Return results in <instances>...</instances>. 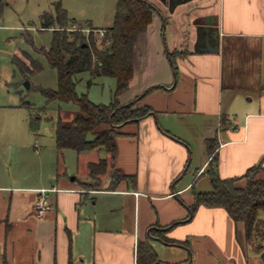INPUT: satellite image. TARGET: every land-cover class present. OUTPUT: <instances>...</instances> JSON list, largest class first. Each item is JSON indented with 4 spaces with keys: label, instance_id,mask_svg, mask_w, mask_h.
Segmentation results:
<instances>
[{
    "label": "crops",
    "instance_id": "0c3cea01",
    "mask_svg": "<svg viewBox=\"0 0 264 264\" xmlns=\"http://www.w3.org/2000/svg\"><path fill=\"white\" fill-rule=\"evenodd\" d=\"M65 1L69 19L109 27L70 17ZM148 1L159 14L137 38L133 75L119 102L142 97L139 106L154 114L120 126L113 159L105 150H73V174L59 161L32 181L14 172L11 130H0V264H136L137 243L145 239L163 264H262L244 244L243 224L223 208L201 206L193 217L188 211L194 192L211 190L213 155L223 179L257 164L264 179V0H179L172 11L168 0ZM172 51L183 53L176 73ZM64 150L56 149L59 156ZM100 159L109 160L107 172L93 179L88 164ZM112 166L129 179L110 189ZM41 189L54 190L51 209L37 216ZM158 227L186 246L153 236Z\"/></svg>",
    "mask_w": 264,
    "mask_h": 264
},
{
    "label": "trees",
    "instance_id": "16d2710c",
    "mask_svg": "<svg viewBox=\"0 0 264 264\" xmlns=\"http://www.w3.org/2000/svg\"><path fill=\"white\" fill-rule=\"evenodd\" d=\"M5 0H0V11ZM53 13L40 15L41 29H51V42L48 48L36 49L43 55L49 66L57 73V88L39 87L38 90L47 102L72 103L77 107L70 122L59 117L55 123V147L60 153L64 149H72L78 153L94 149L105 150L114 158L116 139L121 135L120 126L137 124L154 110L149 106H139L142 97L132 103L122 105L119 97L129 88L133 75L134 51L137 38L147 30L153 16L159 10L148 0H115L113 23L107 28H96L90 22H79L67 17L61 0L53 3ZM78 23L91 31L85 34L81 31H71L69 26ZM166 19L163 20V28ZM99 29L105 31L99 41ZM30 42V41H28ZM183 53L172 51L168 53L173 71L177 72L176 58ZM12 57V63L24 80L30 75L42 70V66L31 55L22 52ZM88 72L91 79L95 77H112L116 80L112 99L108 104L94 103L88 95L76 91V76ZM156 87L148 89V94ZM30 108L31 104L26 103ZM34 127V124H31ZM92 135L90 139L89 136ZM208 152L214 148V140L207 141ZM216 156L213 155L207 174L211 190L205 193L194 192L193 204L189 207V217H193L201 206L208 208H223L235 221L243 224L245 246L259 255L264 264V179L257 177L263 170L260 164L252 166L243 175L221 178L216 171ZM106 159L97 163H89V175L96 179L107 172ZM110 189L124 179L126 175L114 166L110 170ZM244 181L241 185L239 182ZM92 186V185H91ZM172 223L168 229L176 226ZM167 229V230H168ZM151 234L168 245H184V243L166 236V229L152 228ZM136 264H163L157 257L147 239L137 243Z\"/></svg>",
    "mask_w": 264,
    "mask_h": 264
},
{
    "label": "rangeland",
    "instance_id": "374dc122",
    "mask_svg": "<svg viewBox=\"0 0 264 264\" xmlns=\"http://www.w3.org/2000/svg\"><path fill=\"white\" fill-rule=\"evenodd\" d=\"M7 1L9 4L5 3L0 11V130H11L14 172L31 175V180L35 181L38 173L46 175L57 162L63 161L68 172L73 174L77 168L76 154L67 149L59 156L54 136L57 119L61 117L70 122L77 107L70 102H47L38 90L39 87L57 88L56 71L43 55L36 52L37 48H48L51 42V29L40 28L39 14L53 12L54 6L36 0ZM65 5L75 14L70 17L90 18L99 27L113 23L115 0H66ZM22 52L31 55L42 66L40 72L26 80L12 63L14 54L24 58ZM76 80L77 93H86L92 102L108 104L112 99L116 85L114 78L95 77L89 85L90 75L85 71L79 73ZM30 123L35 125V130L30 128ZM107 162L109 164V160ZM94 184L100 185L96 181Z\"/></svg>",
    "mask_w": 264,
    "mask_h": 264
},
{
    "label": "built area",
    "instance_id": "2783aa9c",
    "mask_svg": "<svg viewBox=\"0 0 264 264\" xmlns=\"http://www.w3.org/2000/svg\"><path fill=\"white\" fill-rule=\"evenodd\" d=\"M68 29L71 31H81L85 34H88L91 31L90 28L81 27L78 23L71 24ZM97 33H98V40L100 41L104 36L105 31L103 29H99ZM53 190L54 189H41L38 191V197L33 206V211L35 215L41 216L51 209L49 192Z\"/></svg>",
    "mask_w": 264,
    "mask_h": 264
},
{
    "label": "water",
    "instance_id": "95a60500",
    "mask_svg": "<svg viewBox=\"0 0 264 264\" xmlns=\"http://www.w3.org/2000/svg\"><path fill=\"white\" fill-rule=\"evenodd\" d=\"M179 0H168V5H169V10L172 11L175 7V5L177 4ZM25 85L28 87L29 83L26 82Z\"/></svg>",
    "mask_w": 264,
    "mask_h": 264
}]
</instances>
